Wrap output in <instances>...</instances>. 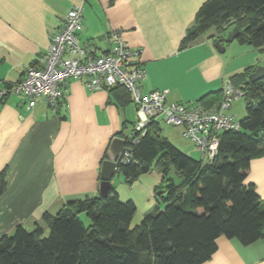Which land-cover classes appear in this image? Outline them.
<instances>
[{
	"label": "crops",
	"instance_id": "crops-1",
	"mask_svg": "<svg viewBox=\"0 0 264 264\" xmlns=\"http://www.w3.org/2000/svg\"><path fill=\"white\" fill-rule=\"evenodd\" d=\"M204 1L85 0L79 43L94 45L101 53L111 46L110 34L118 32L130 48L139 50L138 61L146 70L140 83L144 93L167 90L166 102H197L246 67L264 64V53L249 42L234 39L223 42V52L215 48V39L226 37L233 27L218 32L210 28L214 30L207 31L209 36L181 48ZM79 3L0 0V87L21 78L24 66L46 51L50 33L62 27L67 11ZM67 89L59 109L43 99L27 108L18 94L0 99V173L5 172L0 236L19 224L33 228L45 213L55 214L71 201L99 195V168L109 143L114 136L122 137L119 133L137 118L134 103H121L118 92L90 91L74 78L67 81ZM235 112L228 110L233 117ZM174 128L175 134L166 137L178 139V147L188 154L195 152L183 127ZM162 178L154 167L131 184L121 173L111 179L120 200L135 204L132 226L156 204L155 188ZM246 182L253 183L264 200V154L250 160ZM216 246L204 264H264V237L243 245L220 235Z\"/></svg>",
	"mask_w": 264,
	"mask_h": 264
},
{
	"label": "trees",
	"instance_id": "trees-1",
	"mask_svg": "<svg viewBox=\"0 0 264 264\" xmlns=\"http://www.w3.org/2000/svg\"><path fill=\"white\" fill-rule=\"evenodd\" d=\"M235 26L240 30L236 40L264 53V0H205L181 48L210 28L218 32ZM219 39L227 42L224 36ZM255 67L230 78L242 91L245 114L237 129L220 133L210 160L193 158L176 146L153 118L145 133L136 134L135 142L129 134L119 133L132 155L118 164L126 183L154 167L163 174L155 188L156 204L138 224L131 225L135 204L120 200L110 185L104 197L71 201L55 214L45 213L43 222L33 228L19 224L12 233L1 235L0 264H204L216 251L220 235L243 245L264 237V200L254 184L246 182L250 160L264 154V76L247 81ZM109 90L119 93L121 103L131 101L122 86ZM222 91L208 92L197 102L218 103ZM4 189L2 171L0 194Z\"/></svg>",
	"mask_w": 264,
	"mask_h": 264
},
{
	"label": "built area",
	"instance_id": "built-area-1",
	"mask_svg": "<svg viewBox=\"0 0 264 264\" xmlns=\"http://www.w3.org/2000/svg\"><path fill=\"white\" fill-rule=\"evenodd\" d=\"M84 1L80 0L67 11L62 27L50 33L46 51L35 62L24 66L21 78L0 87V99L18 94L26 100L27 108L43 99L48 106L58 109L71 78L80 80L90 91L122 86L130 93L137 112V120L128 133L131 142L137 141L136 134L145 133L151 118H161L167 124L183 127V135L203 159H212L220 133L239 127L238 120L227 110L233 99L242 96V91L226 81L215 107L200 102H166L167 90L144 93L140 83L146 77V70L138 61L139 50L130 48L118 32L110 34L111 46L101 53L95 51L94 45L79 43ZM131 157L130 147L124 145L117 163L127 162Z\"/></svg>",
	"mask_w": 264,
	"mask_h": 264
},
{
	"label": "water",
	"instance_id": "water-1",
	"mask_svg": "<svg viewBox=\"0 0 264 264\" xmlns=\"http://www.w3.org/2000/svg\"><path fill=\"white\" fill-rule=\"evenodd\" d=\"M240 33L238 27H233L228 34L226 35L225 39L227 42L233 41ZM215 48L219 52H223L225 47L220 39H216L214 42ZM264 76V64L257 65L252 72L248 75L247 81H255ZM125 145V138L120 136H114L107 148L106 158L102 160L101 166L99 168V195L106 196L109 186L111 185V179L114 177L116 173L119 172L118 170V157Z\"/></svg>",
	"mask_w": 264,
	"mask_h": 264
},
{
	"label": "rangeland",
	"instance_id": "rangeland-1",
	"mask_svg": "<svg viewBox=\"0 0 264 264\" xmlns=\"http://www.w3.org/2000/svg\"><path fill=\"white\" fill-rule=\"evenodd\" d=\"M212 30H214V29H210L209 32H213ZM209 32H207V34H204V36H206V37L209 36ZM233 42H236V41H233ZM243 100L244 99L242 97H240L238 99H233L231 101V106H230L229 109H234L236 111L235 112L236 115L234 116V118L236 120H239L245 114V104H244ZM228 110H227V112H228ZM136 120H137V118L134 119V121H136ZM158 122H159V126H160V129H161L160 131H161L162 135H165V136L169 137V135H172L173 133L175 134V132H173L171 134V132L173 130L177 129V128H174L175 126L165 123L161 118H158ZM132 125L133 124H129L126 129L124 128L125 129L124 133L126 135L129 133L130 129L132 128ZM169 139L172 141V143H174L176 146H178V142H176V141H179L178 139L173 138L172 136ZM188 140H187V142H188ZM191 144L193 145V149H194L195 152L192 151L190 153L191 155L190 154L189 155L192 156L193 158H196V159L203 158L202 154L195 148L194 144L192 142H191ZM204 161H206V160H204ZM175 182L176 183L179 182V177H175ZM82 220L84 221L85 224L89 223V219L87 217H85V215L82 216ZM44 228H45V234H47L48 233V228L46 226Z\"/></svg>",
	"mask_w": 264,
	"mask_h": 264
}]
</instances>
